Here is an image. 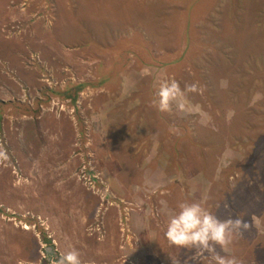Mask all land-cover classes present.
I'll list each match as a JSON object with an SVG mask.
<instances>
[{"label": "rangeland", "instance_id": "1", "mask_svg": "<svg viewBox=\"0 0 264 264\" xmlns=\"http://www.w3.org/2000/svg\"><path fill=\"white\" fill-rule=\"evenodd\" d=\"M180 201L264 264V0H0V264H183Z\"/></svg>", "mask_w": 264, "mask_h": 264}, {"label": "clouds", "instance_id": "2", "mask_svg": "<svg viewBox=\"0 0 264 264\" xmlns=\"http://www.w3.org/2000/svg\"><path fill=\"white\" fill-rule=\"evenodd\" d=\"M193 91H196L195 85H186L182 90L174 79L161 77L156 84L153 104L160 112L169 111L173 102L183 108L185 93ZM248 227L240 217L230 216L222 220L200 202L180 201L164 226V236L177 249L192 251L183 264L190 261L191 264H202V261L207 264H240L236 257L218 254L214 245H219L223 251ZM58 264H81L80 253L71 248L59 258ZM173 264L178 262L173 261Z\"/></svg>", "mask_w": 264, "mask_h": 264}, {"label": "trees", "instance_id": "3", "mask_svg": "<svg viewBox=\"0 0 264 264\" xmlns=\"http://www.w3.org/2000/svg\"><path fill=\"white\" fill-rule=\"evenodd\" d=\"M83 87H84V85H81V86H80V88H83Z\"/></svg>", "mask_w": 264, "mask_h": 264}]
</instances>
